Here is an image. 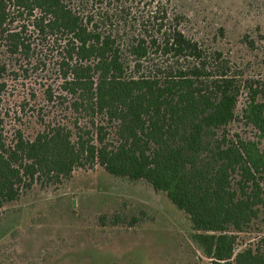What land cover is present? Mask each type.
I'll return each instance as SVG.
<instances>
[{"label": "trees", "instance_id": "16d2710c", "mask_svg": "<svg viewBox=\"0 0 264 264\" xmlns=\"http://www.w3.org/2000/svg\"><path fill=\"white\" fill-rule=\"evenodd\" d=\"M187 3L0 0V221L99 168L163 194L208 264H264L262 21L232 42Z\"/></svg>", "mask_w": 264, "mask_h": 264}, {"label": "rangeland", "instance_id": "374dc122", "mask_svg": "<svg viewBox=\"0 0 264 264\" xmlns=\"http://www.w3.org/2000/svg\"><path fill=\"white\" fill-rule=\"evenodd\" d=\"M187 1L185 9L193 5L185 10L190 18L196 10L206 22L225 26L233 32L232 42L246 24L254 30L260 19L264 34V13L246 16L243 0ZM259 2L264 9V0ZM255 56L253 67L260 65L252 73L259 77L264 75L263 45ZM41 199L2 214L7 219L0 221V264H208L191 240L184 214L144 182L114 178L97 168L69 184L65 198ZM100 215L103 226L97 222ZM115 215L122 223L113 226L109 222ZM131 217L139 222L129 228ZM19 231H30L25 236L34 240V245L21 246L22 257L38 260H18L11 252L13 247L20 250L16 237L10 238Z\"/></svg>", "mask_w": 264, "mask_h": 264}]
</instances>
